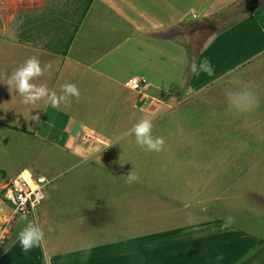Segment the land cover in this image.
<instances>
[{"label":"crops","instance_id":"1","mask_svg":"<svg viewBox=\"0 0 264 264\" xmlns=\"http://www.w3.org/2000/svg\"><path fill=\"white\" fill-rule=\"evenodd\" d=\"M62 5L60 0L0 1V18H5L0 19V32L6 29L5 21L21 15H28L35 25L39 18L52 21L50 33L58 45L13 41L44 59L42 74L33 83L46 85L57 96L62 94L61 85L73 83L80 93L56 107L43 100L33 105L17 101V111L28 112L19 115L20 124L0 120L58 150L61 168H49L55 176L83 165L79 176L93 177L92 185L74 183L67 200H54L50 190L44 196L55 206L44 201L45 232L52 239L76 241L51 252L50 264H264V232L253 234L234 221L221 229L227 212L239 213L226 204L213 205L218 190L205 186L197 194L190 180L181 188L175 178L179 171L165 174L159 166L162 159L151 162L147 156L159 157V151H145L126 135L140 119L156 117L194 93L204 92V100H211L243 88L245 77L237 73L208 87L193 84L189 90L200 76L190 71V65L193 61L198 65L212 48L204 37L217 26L222 31L216 39L218 47L224 33L235 34L236 24L229 26L231 16L249 15L264 23V0H87L80 17L59 10ZM225 10L230 13L221 17ZM214 15L219 16L209 21ZM207 20L204 29L195 26ZM210 59L215 66L224 61V57ZM255 71L262 73L258 65ZM4 76L0 77V100L6 101L0 106L2 113L14 111L15 98L20 97L7 86L10 75ZM133 77L140 80L138 90L128 84ZM33 115L37 120H32ZM161 134L162 127L153 124V136ZM138 153L139 161L133 156ZM129 172L141 177L137 185L125 183ZM189 214L194 218L191 224L186 223ZM4 215L0 206V220ZM57 216L63 226H56ZM11 224L25 225L20 220ZM218 253L222 260H216Z\"/></svg>","mask_w":264,"mask_h":264},{"label":"rangeland","instance_id":"2","mask_svg":"<svg viewBox=\"0 0 264 264\" xmlns=\"http://www.w3.org/2000/svg\"><path fill=\"white\" fill-rule=\"evenodd\" d=\"M8 1L12 4L22 0ZM86 2L87 0H60L63 5L59 10H69L76 17H80ZM228 11L222 12L221 17L225 13H230ZM1 12L0 8V15ZM18 14L21 15V10ZM21 16L18 19L13 18L12 22L5 21L6 29L0 32V77L2 75H5V78L8 77V74L10 75L30 57H35L41 62L44 60L34 56L29 49L22 48L21 44H13V41H20L28 46L34 42L42 46L59 44L58 40L54 41V36L50 33L53 30L50 27L52 21H42L39 18L40 21L35 25L28 15ZM218 16L214 15L208 20L214 21ZM0 19L5 20V18ZM208 20L196 22L195 26L202 30L209 22ZM231 20L229 26L236 24L235 34L232 35V30L224 33L223 44L219 47L216 39L220 37L222 31H218V26L209 33L202 31L207 33L204 42H212V48H208L200 61L208 59L213 68V74L208 76L200 73L198 80L193 81L190 86L188 82L185 88L189 86L190 90L193 84L199 83H205L208 87L219 83L223 78L238 76L237 73H240L245 77L243 88L234 91L250 90L255 97V105L248 111L237 112L228 107L226 95L204 100V92L194 93L186 97L184 103L166 108L161 114L151 118L153 124L158 123L162 127L160 136L164 143L159 151V157H156L154 153L147 156L152 157L151 162L162 159L159 166L165 174L168 171H179L180 175L176 174L178 176L175 178L181 181V188L190 180L192 183L190 185L197 194L205 186L208 190H214L213 192L218 190L215 193L217 197L213 198V205L226 204L231 209H236L238 216L227 212L226 217L239 222L253 234L260 235L264 232V41L260 42V38L264 39L262 34L264 23L258 17H249V15L239 17L234 15L231 16ZM15 23H19V31L18 27L14 28ZM70 30L69 23L67 31ZM191 44V41L188 42L190 52ZM211 57H224V61L215 66ZM256 65L261 69L260 75L255 71ZM244 72L247 73L244 74ZM12 93H15L14 89ZM15 99L14 111L2 113L5 110L0 109V120L20 124L19 115L28 114V112L17 111V101H21V98ZM4 103L6 101L0 100V106ZM23 107L20 105L19 109ZM27 129H30V126ZM57 153L56 148H52L45 140L33 136L32 133L12 125L0 124V206L6 213L0 220V264H50L51 252L61 250L67 244L76 243L61 237L52 239L51 235L45 232L44 201L47 200L46 205L53 204L48 198H43L35 206L33 215L17 216L9 222L6 220L11 207L1 196V188L20 170H33L42 174L49 180L46 186L44 185L43 195L46 196L47 191L50 190L49 195L58 202L69 199V195L73 194L71 192L74 183L93 184L92 176H79L84 168L83 165L72 167L70 171L55 176L49 168L56 170L61 168L60 161L56 159ZM139 155L140 153L133 156H136L139 161ZM190 159L189 164L187 160ZM71 162L67 161L69 164ZM133 185H137V182ZM68 187L71 189L67 191ZM52 207L55 206L52 205ZM59 219L60 217L57 216L56 220ZM18 220L23 221L25 225L17 228L15 224H11ZM59 221L56 226H63V223ZM29 222L39 223L45 235L39 246L24 253L17 241V233ZM55 245L59 246L55 248Z\"/></svg>","mask_w":264,"mask_h":264},{"label":"clouds","instance_id":"3","mask_svg":"<svg viewBox=\"0 0 264 264\" xmlns=\"http://www.w3.org/2000/svg\"><path fill=\"white\" fill-rule=\"evenodd\" d=\"M43 69L40 66V61L35 57H30L24 63L18 66L9 76L8 85L11 86L15 93L21 97V103L26 105L36 104L43 100L46 104L56 107L60 103H70L71 98L79 96V90L73 83H66L61 85L62 94L57 96L46 85H37L33 83L36 77L42 74ZM190 71L196 75L204 73L212 76L213 68L208 59H203L197 65L195 61L190 65ZM226 103L230 110L243 112L250 110L255 105V97L250 90L228 91L226 93ZM32 120H37V116H31ZM137 145L145 151H160L164 143L162 137L153 136V123L151 118H142L135 123L130 133ZM137 176L129 172L126 175L125 183L131 185L135 183ZM194 218L189 214L186 218V223L191 224ZM232 218L227 217L225 222L221 225V229L228 228L231 225ZM50 230V229H49ZM44 229L36 222H29L17 233V241L22 252L27 253L33 248L39 246L44 239ZM91 245L87 246L84 251L90 249ZM223 255L217 254L216 260H222Z\"/></svg>","mask_w":264,"mask_h":264},{"label":"built area","instance_id":"4","mask_svg":"<svg viewBox=\"0 0 264 264\" xmlns=\"http://www.w3.org/2000/svg\"><path fill=\"white\" fill-rule=\"evenodd\" d=\"M128 84L133 90L140 88V80L135 77ZM46 183L44 176L33 175L28 170H22L7 180L1 188V196L11 207L6 220L9 222L17 216L33 215L35 206L44 198L43 187Z\"/></svg>","mask_w":264,"mask_h":264},{"label":"trees","instance_id":"5","mask_svg":"<svg viewBox=\"0 0 264 264\" xmlns=\"http://www.w3.org/2000/svg\"><path fill=\"white\" fill-rule=\"evenodd\" d=\"M85 8H87V6Z\"/></svg>","mask_w":264,"mask_h":264}]
</instances>
